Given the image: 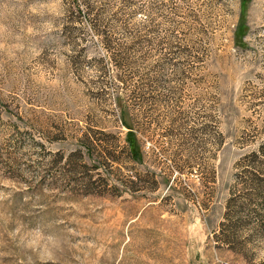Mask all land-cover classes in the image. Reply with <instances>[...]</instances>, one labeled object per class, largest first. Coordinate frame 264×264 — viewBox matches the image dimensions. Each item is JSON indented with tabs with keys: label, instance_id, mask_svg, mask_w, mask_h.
I'll return each mask as SVG.
<instances>
[{
	"label": "rangeland",
	"instance_id": "374dc122",
	"mask_svg": "<svg viewBox=\"0 0 264 264\" xmlns=\"http://www.w3.org/2000/svg\"><path fill=\"white\" fill-rule=\"evenodd\" d=\"M54 3L0 0V264H264V0Z\"/></svg>",
	"mask_w": 264,
	"mask_h": 264
},
{
	"label": "trees",
	"instance_id": "16d2710c",
	"mask_svg": "<svg viewBox=\"0 0 264 264\" xmlns=\"http://www.w3.org/2000/svg\"><path fill=\"white\" fill-rule=\"evenodd\" d=\"M120 123L123 127H125L128 130L126 137H125L127 156L130 160L135 161V162H139L140 157H141V154L139 153V149H140L139 141L136 140L135 133H134L133 129L131 128V125L129 123H127L124 116L121 117ZM96 144L100 149L103 147V145L101 143H96ZM106 144H108V143H106ZM84 145L88 149V151L90 150V148L96 147L95 144L93 143V141H90L89 139H87V141L84 142ZM100 152H102V154H104L105 151H100ZM106 159L108 160V158H106ZM111 161H112V159H111ZM112 162H114V161H112ZM129 184L131 186H135V183L133 181H129ZM85 188L87 190L96 191V190H99L98 188H102V184L98 185V184H96L95 181L88 179V182H86ZM99 194H101V191H99Z\"/></svg>",
	"mask_w": 264,
	"mask_h": 264
},
{
	"label": "clouds",
	"instance_id": "9594fccd",
	"mask_svg": "<svg viewBox=\"0 0 264 264\" xmlns=\"http://www.w3.org/2000/svg\"><path fill=\"white\" fill-rule=\"evenodd\" d=\"M59 3H60V0H56V3H54L53 5L50 6V10L52 11V13L54 15H60V12L58 10ZM33 11H35V9H33ZM48 27L51 28L52 26L51 25H48ZM0 48H3V45H0ZM41 82H43V81H41ZM53 83L55 84L57 82L56 81H53ZM5 183H7V182H5ZM44 239L45 238L42 236V234H40V233H34L32 239H30L28 241V244H29L30 247H36L37 244L41 240H44ZM47 239H48L49 243H52V238L51 237H48ZM261 255L264 256V253H261ZM48 258L49 259L51 258V254L50 253H49V257Z\"/></svg>",
	"mask_w": 264,
	"mask_h": 264
}]
</instances>
